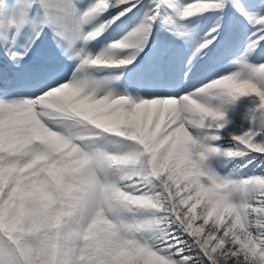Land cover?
I'll list each match as a JSON object with an SVG mask.
<instances>
[{
	"label": "snow or ice",
	"instance_id": "obj_1",
	"mask_svg": "<svg viewBox=\"0 0 264 264\" xmlns=\"http://www.w3.org/2000/svg\"><path fill=\"white\" fill-rule=\"evenodd\" d=\"M254 7L0 0L5 63L22 68L47 38L73 64L70 73L0 72V264H264V174H222L210 163L264 157V63L252 62L264 52V5ZM228 9L252 26L238 49ZM206 12L220 15L201 35L190 21ZM124 20L132 27L119 39L89 49ZM161 33L190 54L159 47ZM178 63L183 80L202 63L230 70L149 98L112 71L167 88ZM17 80L28 91L9 94ZM245 98L249 127L225 144L229 108Z\"/></svg>",
	"mask_w": 264,
	"mask_h": 264
},
{
	"label": "rangeland",
	"instance_id": "obj_2",
	"mask_svg": "<svg viewBox=\"0 0 264 264\" xmlns=\"http://www.w3.org/2000/svg\"><path fill=\"white\" fill-rule=\"evenodd\" d=\"M85 2L87 3L88 0H85ZM144 3L146 5L147 4V0H144ZM248 3L253 5V6H255L253 8V10L260 11L261 9H260L259 6L264 5V0H248ZM145 10H146V8L142 9V11L140 12L139 15L142 16L143 15V11H145ZM219 15H220L219 13H215V12H206L202 16L193 17L192 20L190 21L191 27H193L197 33L202 35L204 31H206L209 27H211L214 24V22L217 19V16H219ZM224 17H225L226 25H228L230 27L232 25L231 28L233 30V36L234 35L238 36V40H240V41H238V42L233 44L234 48L238 49V48L242 47L246 37L249 35V31H250L252 26L249 25L247 23V21L243 19V17H240L237 13H235L231 9H228V10L225 11ZM132 23H133L132 20H124L123 22H118L116 25H113V27H112L113 29L110 28L107 32L104 33L103 36H101V37H103V40L101 42L103 44V47L106 46L108 44V42L111 43L114 39H119L120 36H122L126 31H128L132 27ZM201 25H204V27L203 28L200 27ZM154 35H155V33H154ZM45 39H47V38H45ZM158 46L159 47L172 48V49H179V50L183 51L185 54H190L188 52V46L185 44V42L173 38L169 33H161V38L158 41ZM89 49L91 51L95 52L94 48H92V47L90 48L89 47ZM257 51H258V53H261V55L259 57H253L252 58V62L253 63H264V52H261V49H257ZM143 55L144 54L142 53L141 56L137 58V60L142 59ZM53 64H58V62H55ZM48 65L51 66V63H49ZM65 66H68V68L64 67L63 70L65 72L70 73L71 68L73 67V64L68 61V63ZM178 67L180 69L182 67V64H180V63L177 64L176 71H175V73L177 75H180V70L178 69ZM197 67L202 69V73L200 75V79H202V78H204L206 76L212 75L215 71L230 70V69H225V66H224L223 63H217V64L211 65V66H209L208 64H203L202 63V64H198ZM20 70L21 69H18L17 71L15 70L14 73L10 74V76L16 78L18 76V73H20ZM112 71L114 72V74H117V75L121 74L120 69H115V70H112ZM105 74H107V73H105ZM140 78L141 79L137 80L135 82V84H134L135 85V89L134 90H135L136 94L143 95L141 91L142 90H146V89L147 90H156L157 89L156 91H159L161 89H163L164 91L167 90V88L160 87L158 85H155V84H152V83H150L148 81H145V79L143 77H141V75H140ZM122 79H123V77H122ZM142 79L145 82L142 81ZM123 82L125 84L129 83V82H127L124 79H123ZM137 82H139V83H137ZM18 84H19V82H18ZM145 86H148V87H145ZM27 90L28 89H24L22 87V88L15 89V92H17V93L18 92L26 93ZM148 93H151V92H148ZM152 93H154V92H152ZM239 105H240V110H238V108H237V106H239ZM251 106H252V102L248 98H245V99L237 101L236 105L234 106V108H236L237 112H236L235 117L233 119L234 121L232 123V126H230V128L228 126H226V129L224 130V134H225L224 143L225 144L228 143L227 137H228L229 134H238L242 130H245V129H247L249 127V119H248V117H249V109L251 108ZM214 158L215 159H217V158L219 159L220 157L219 156H217V158L213 157L212 160L210 161L212 166L216 167V164H214L215 162L213 161ZM248 159H247V161L243 162L239 158H237V159L235 158V159H232L231 162H228V161L224 160V161H221V163L223 165H225L224 166L225 169H228L234 175H253V174H256L255 170L260 166L261 163L256 161V159H255V160H253L251 162V163L254 162V166H250L251 163H248ZM243 164H247V167H245V168H243L241 170L240 166L243 165Z\"/></svg>",
	"mask_w": 264,
	"mask_h": 264
},
{
	"label": "bare ground",
	"instance_id": "obj_3",
	"mask_svg": "<svg viewBox=\"0 0 264 264\" xmlns=\"http://www.w3.org/2000/svg\"><path fill=\"white\" fill-rule=\"evenodd\" d=\"M203 19V18H202ZM205 19V18H204ZM201 21V20H200ZM121 26V25H120ZM228 26V25H227ZM200 27H204V25H201ZM232 27V25H231ZM116 28V27H115ZM113 29V28H112ZM118 30V29H117ZM120 31V30H119ZM202 31V30H201ZM240 31V30H239ZM233 32V30H232ZM113 34V33H112ZM106 38V37H105ZM104 38V39H105ZM240 39V38H239ZM103 40V37H100V39L98 41H93L92 44L89 45V47L91 48H94L95 49V52H99L101 48H103V44L101 43ZM240 40H238V36L234 35L233 36V44L238 42ZM108 44H110V42H108ZM238 47V46H237ZM147 51V50H146ZM258 52V51H257ZM35 60V61H32V60ZM54 59L53 62H57L58 59H60L59 61V64H53L52 63V60ZM38 60V61H36ZM139 61V60H138ZM48 63H51V66L52 67H56L58 68L57 70L58 71H61V69H63L64 67H67L65 66L66 63H68V61L62 57H60L58 55V53H56L55 49L53 48L52 44H51V41L50 39H45L43 40L42 43H38V46L35 47L34 51L28 56L25 58V61H24V64L23 68L25 69H28V68H36V67H40V66H49ZM60 64H61V68H60ZM179 64V63H178ZM58 66V67H57ZM51 68V67H50ZM128 68H131V65L128 66ZM202 68V67H201ZM11 69H13V67H11L10 65H8L7 63L4 62V58L2 56H0V72L6 74L7 76H10V72ZM23 69V70H25ZM179 69V67H178ZM181 69V68H180ZM179 69V70H180ZM21 70V72L23 71ZM15 71V70H14ZM121 72L124 73L123 75V79L127 80V81H130L129 83H127L128 85H130L129 87V91L132 92L133 95H136V92H135V82L140 78V74L135 71V70H132V71H127V70H124V69H120ZM63 72H65L63 70ZM107 73V72H106ZM202 73V69H200L199 67H197V70L195 72V75H193L192 73H189L190 76H192V79L190 80H183L181 78L180 75H177L175 73V76H174V79L172 81V84L171 86L169 87V89H167V91H172V90H176V89H179V88H182V87H190L192 84L194 83H197L198 80L200 79V75ZM105 73H98V75H104ZM180 76V77H179ZM142 77V76H141ZM142 81H144L142 79ZM146 81V80H145ZM144 81V82H145ZM18 82V81H17ZM139 83V82H137ZM148 84V83H147ZM150 84V83H149ZM137 86V85H136ZM145 87H148V86H145ZM152 87V86H151ZM153 88V87H152ZM7 89V88H6ZM155 89V88H154ZM10 90V89H8ZM121 90H123L121 88ZM142 90V89H141ZM157 90V89H156ZM156 90H142V96H144L145 98H149L150 97V94H152V92L154 93H157V92H160V91H164L163 89L159 90V91H156ZM148 92H151V93H148ZM238 110H240V105L237 106ZM243 109V108H242ZM236 108L234 107H230L229 108V111L227 113V119L229 121L228 123V127L230 128V126H232V123H233V119L235 117V114H236ZM230 130V129H229ZM233 130V129H232ZM229 132V131H228ZM217 158V157H216ZM237 159V158H236ZM240 160H242L243 162L247 161V157L245 158H239ZM262 160H264V157H260L257 155V158H256V161L260 162V166L255 170L256 174L257 175H260V174H264V163H262ZM213 161L215 162L214 164H216V168L218 171H222V174H227V173H231L228 169H225V167L223 166V168L221 169V165H223L221 163V161H224V158L223 157H220L219 159H213ZM250 166H254V162L251 163ZM234 173V172H233Z\"/></svg>",
	"mask_w": 264,
	"mask_h": 264
}]
</instances>
